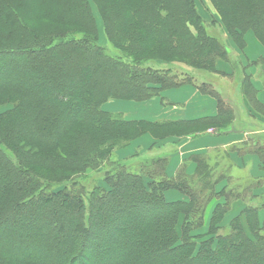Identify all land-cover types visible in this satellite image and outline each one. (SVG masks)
<instances>
[{
  "label": "trees",
  "instance_id": "16d2710c",
  "mask_svg": "<svg viewBox=\"0 0 264 264\" xmlns=\"http://www.w3.org/2000/svg\"><path fill=\"white\" fill-rule=\"evenodd\" d=\"M211 2L233 42L245 48L252 31L264 43V0ZM231 57L198 0H0V264H264V176L234 174L233 159L256 154L264 170V127L242 124L249 140L192 151L175 173L171 153H150L239 118L190 71L239 81L264 117ZM186 84L218 113L136 120L104 107ZM146 134L156 140L143 155L116 157Z\"/></svg>",
  "mask_w": 264,
  "mask_h": 264
},
{
  "label": "rangeland",
  "instance_id": "374dc122",
  "mask_svg": "<svg viewBox=\"0 0 264 264\" xmlns=\"http://www.w3.org/2000/svg\"><path fill=\"white\" fill-rule=\"evenodd\" d=\"M198 8H199V11L203 15L204 22L207 28L209 29V31L212 32L215 36L223 39L226 42L228 48L230 49V52L232 53L231 58L233 59V62L237 65L238 70L241 71V73L238 74L239 79H241L242 76L244 75H250L254 83L260 82L264 86V64H262V62H260L257 65L254 64V61L260 58H264V56H260L259 58L255 60L248 59V55L246 54L247 45L245 46V48H241L238 44H236L230 39L223 25L219 22L220 21L219 14L217 12V9L214 7L213 3L211 2V0H198ZM95 13H96V17L98 19V23L100 27V39L102 43H107V38L102 28L103 27L102 21H101V18L96 8H95ZM249 33L250 34L248 35V43L252 47L253 46L252 37L253 39H255V35L253 34V32H249ZM245 39H246V36H245ZM258 40L260 39L258 38ZM221 67H222L221 69L225 71H229V72L233 71L232 65H223ZM253 67L255 69L254 71L252 70ZM190 74L193 76V78L195 77L197 83L207 82V83L213 84L215 88L222 93L225 100L231 103L232 106L236 108V110H238L239 123H237L238 122L237 120V122L235 121V125L233 124V126L231 127L229 125L228 127H225L224 129L217 128V126H213V125L207 126L206 128H208V130L205 132V135H204L205 143H208L206 145L210 146V147L208 146L207 148L194 149L196 146L192 147L187 142L185 144L182 143L184 139L188 140L191 137V136H188V137L182 138V140H180L178 143H172L174 139H167L164 142H171V143L166 144L164 148H160L158 150L153 149L152 151H150L151 154L168 153V152L171 153L170 157L172 158V162H171L172 165L170 167V172L172 171V169L177 168V166H179L182 163V160L185 159L192 151H195V150L208 151V153H212L215 150L213 147L218 146V147H224L228 149L232 145H238L244 141L249 140V136H251L252 133L249 131L250 128L242 129V124L244 123L247 125V122H250L255 125H258L256 128L264 127V117L258 114L254 110V108H252L249 105L248 101L244 99L242 91L240 89L239 81L233 82L234 81L233 78L232 79L228 77L226 78L219 74H214V73H210L206 71H198V70L190 71ZM190 85L194 87L196 91L197 90L200 91L199 87H197V84H190ZM256 87L258 89V94H257L258 100L264 103L259 97V88L257 85ZM200 93L202 95H205L201 91ZM205 96H208L211 99L210 104H213L215 101L217 103V100L213 96L208 95V94H206ZM157 99L158 100H156L155 102L151 104H143V103H138V102L130 101V100H110L109 102L106 103L104 107L108 110L109 108H111L112 111L120 113L124 117L128 116L130 118H147L151 120H154V119L158 120L161 116V111H163L166 108L172 107L173 104H172V100L168 98H165V101H163L164 99H162L161 96H158ZM174 101L182 102V99H174ZM182 105L183 104H180V103L177 104V106H179L181 110L185 109V106L184 105L182 106ZM7 107L8 106L0 107V112L7 109ZM209 116H213V115H209ZM235 126H237L238 129L234 128ZM228 134L238 135V136L235 138L233 137L226 138L227 140L229 141L231 140L234 142L231 144L222 145L223 143H221V139L217 138L216 136L228 135ZM209 135L213 137L206 138ZM154 140L156 139L153 138L151 135L146 134L142 138H139L136 141H134L131 146L120 151V153H117L116 157H121L122 155L126 156V154H131L132 152H141L142 153L140 154L141 156L143 155V151H145L146 148H148L149 144L152 143ZM150 153L148 152V154ZM128 157H130V155H128ZM233 159L237 164L242 166L241 169H236L234 171V174L238 176H243L244 178L259 177L262 175L264 176V170L261 169V166L259 164L260 158L256 154H246L244 156L242 155L239 156L237 153H234ZM252 159L254 160V166H253V163H251ZM255 159L258 161L259 168L255 165ZM253 167H254V170H253ZM95 177H97L96 174L92 176V180L95 179ZM259 193L260 194L264 193V188L261 189ZM178 195H179V192H176V191H171L168 193L169 198L177 197ZM262 198L264 199V196ZM256 202H259V199L256 200ZM214 204L215 203H212V206H210L208 209L206 220H205L206 221L205 229L208 228L207 224L209 223L211 213H212V208ZM262 214H264V210Z\"/></svg>",
  "mask_w": 264,
  "mask_h": 264
},
{
  "label": "crops",
  "instance_id": "0c3cea01",
  "mask_svg": "<svg viewBox=\"0 0 264 264\" xmlns=\"http://www.w3.org/2000/svg\"><path fill=\"white\" fill-rule=\"evenodd\" d=\"M250 32H252V31H250ZM249 34L250 33L248 32L246 35V40H247L246 41L247 42L246 54L248 55V59L255 60V59L259 58L260 56H264V44L262 42H260V40H258L256 35L253 33L255 35V39H253V37H252L253 46L251 47L250 44L248 43V35ZM252 70L253 71L255 70L254 67L252 68ZM255 84L259 88V97L264 102V86L260 82L255 83ZM163 92L161 95L162 99H164L163 101H165V98L171 99L173 106L166 108L163 111H161V116L158 120H163V119H172V120L194 119V118L203 117V116L216 115L218 112L216 101L213 104H210L211 99L208 96H205L206 94L202 95L200 93V91H198V90L196 91L194 89V87H192L190 84H186V85H183L181 87L171 88V89L165 90ZM157 98H154L152 100L145 101V102H138V103L151 104V103L155 102L156 100H158ZM174 99H182V102L174 101ZM179 103L183 104L185 106V109L181 110V108L179 106H177V104H179ZM109 111H112V109L109 108ZM112 112H115V111H112ZM125 117L127 119L151 120V119H147V118H130L128 116H125ZM154 120H157V119H154ZM204 135L205 134H202L197 138L190 137L188 140L184 139L182 143L185 144L187 142L192 147L196 146L194 149H196V148H207L209 145H206L208 143H205ZM206 135H207V133H206ZM237 136L238 135H229L228 134V135H219L216 137L221 139V143H223L222 145H227V144L233 143L234 141L230 140L231 141L230 142L226 138H229V137L235 138ZM212 137L209 135L206 138H212ZM194 144H196V145H194ZM150 145H151V143L149 144V146ZM256 161L257 160L255 159V165L259 168L258 161L257 162ZM251 163H253V166H254V160L253 159L251 160ZM175 170H176V168L172 169L171 172L175 173ZM253 170H254V167H253ZM260 171H262V170H260Z\"/></svg>",
  "mask_w": 264,
  "mask_h": 264
}]
</instances>
